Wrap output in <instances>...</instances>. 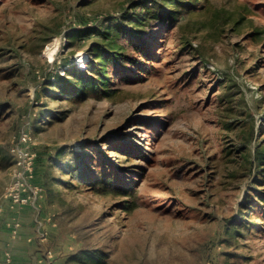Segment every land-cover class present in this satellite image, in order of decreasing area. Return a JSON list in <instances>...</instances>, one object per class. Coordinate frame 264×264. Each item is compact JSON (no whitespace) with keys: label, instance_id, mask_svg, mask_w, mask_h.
<instances>
[{"label":"rangeland","instance_id":"1","mask_svg":"<svg viewBox=\"0 0 264 264\" xmlns=\"http://www.w3.org/2000/svg\"><path fill=\"white\" fill-rule=\"evenodd\" d=\"M151 1L0 0V205L26 132L60 264H264V0ZM141 4L106 87L45 97Z\"/></svg>","mask_w":264,"mask_h":264},{"label":"trees","instance_id":"2","mask_svg":"<svg viewBox=\"0 0 264 264\" xmlns=\"http://www.w3.org/2000/svg\"><path fill=\"white\" fill-rule=\"evenodd\" d=\"M151 3L160 8L166 7L168 9V13H172V9L170 7L172 5H177L180 2L171 1L170 6L162 4L160 0H152ZM147 7L148 4L135 6L134 9L136 11H131L122 17H118L111 21L109 20L106 22H102L97 26L88 27L85 30L81 31L79 35H82L83 37H90L91 35L96 36V38L90 43L87 49L89 57L92 58V66L94 67V70H89L88 68V70L86 71L87 73L82 72L83 76H78L77 71L69 73L65 76H61L59 73L50 76L49 78H47L45 84H51V88H42V91L46 93L45 97L52 98L58 95L64 96L67 94V91L74 92L76 94H84L85 87L94 90L98 87H106L109 81V77L107 76L108 72L106 68H104V65L109 61H112L116 64H123L124 60L130 59L125 56V46L123 44H120L119 38L122 33L133 34L136 36L135 32H139V30L130 28L129 24L131 25L144 23L147 15L150 13ZM138 9L140 10L137 11ZM69 37V39H73L74 35H70ZM66 61L67 60L65 59L62 64L63 66L66 65ZM73 77H75V79H77L78 81H74ZM51 78H54V82H51ZM69 87L72 89H70ZM37 119L41 118L39 117ZM61 151L62 150H58V154H60ZM243 160L245 161V163H249L250 167H253L254 170L264 175V144L258 143L254 149H250L248 154H244ZM250 169L252 170V168ZM36 172L37 170H35V174ZM35 184L38 183L35 182ZM262 201L264 203V198L262 199ZM67 261L84 263V258L83 256L78 255L77 257L70 258V260Z\"/></svg>","mask_w":264,"mask_h":264},{"label":"crops","instance_id":"3","mask_svg":"<svg viewBox=\"0 0 264 264\" xmlns=\"http://www.w3.org/2000/svg\"><path fill=\"white\" fill-rule=\"evenodd\" d=\"M39 206H17L12 208L4 200L0 205V264H50L43 258L46 249L55 251L58 264L67 245L61 252L57 222H48ZM39 211V212H38ZM40 215V216H39ZM46 236V237H44ZM44 237V238H43ZM60 256V257H59Z\"/></svg>","mask_w":264,"mask_h":264},{"label":"built area","instance_id":"4","mask_svg":"<svg viewBox=\"0 0 264 264\" xmlns=\"http://www.w3.org/2000/svg\"><path fill=\"white\" fill-rule=\"evenodd\" d=\"M20 142L21 146L14 151L15 163L11 180L5 187L3 199L10 202L12 208L17 206L37 208L44 198V190L34 183L35 153L32 150L31 136L22 132ZM43 258L50 264L57 263L55 251L52 249H46L43 252Z\"/></svg>","mask_w":264,"mask_h":264}]
</instances>
